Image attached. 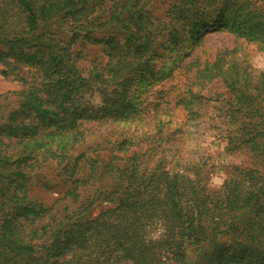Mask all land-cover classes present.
Instances as JSON below:
<instances>
[{"label":"trees","instance_id":"1","mask_svg":"<svg viewBox=\"0 0 264 264\" xmlns=\"http://www.w3.org/2000/svg\"><path fill=\"white\" fill-rule=\"evenodd\" d=\"M142 1L0 0L1 74L23 85L0 95L7 114L0 119V264H189L188 249L198 252L196 264H264V72L253 82L236 64L226 72L221 58L203 73L221 79L239 110L256 119L234 137L259 166L235 168L219 192H210L197 179L165 171L162 159L149 170L148 153L130 155L138 140L126 131L104 170L119 200L93 219H78L94 205L79 204L77 191L89 183L75 179L79 163L107 141L92 124L137 118L141 103L132 88L152 71L158 30ZM165 3V19L179 25L169 34L179 42L228 31L264 51V0ZM60 25L75 30L62 48L48 34ZM83 31L88 43L106 47V61L86 76L69 53ZM90 93L102 102L95 105ZM53 163L72 181L66 196L79 208L70 215L28 195L31 175Z\"/></svg>","mask_w":264,"mask_h":264},{"label":"rangeland","instance_id":"2","mask_svg":"<svg viewBox=\"0 0 264 264\" xmlns=\"http://www.w3.org/2000/svg\"><path fill=\"white\" fill-rule=\"evenodd\" d=\"M165 1H142L156 17L154 28L158 30V38L152 71L132 88L133 95L141 103L137 118L128 123H114L106 118L92 124L97 132L95 135L107 141L101 151L87 152V157L79 163L80 170L75 179L82 183L89 181L77 191L79 204L94 201L91 210L81 215L79 220L93 219L108 208H113L119 200L121 193L113 194V179L110 175H104V170L111 155L116 152V141L119 142L126 131L138 140L130 155L148 153L146 160L149 170L162 159L165 161V171L171 174L181 172L197 179L210 192H219L235 168L259 166L255 155L248 148L239 147L234 137L235 134L240 135L239 130L244 124L253 126L251 124L257 122L256 119H249L245 111L239 110L235 94L226 88L221 79L210 81L203 72L206 66L212 67L221 58L219 62L226 72L236 64L243 75L250 76L253 82L257 81L264 72V51L257 42L233 36L228 31H210L200 36L198 39L201 40L196 43L182 36L183 41L179 42L178 36L169 34L170 25L176 29L179 25L165 19ZM74 31L60 25L48 34L53 35L51 39L62 48L73 38ZM85 34L86 31H83L82 37L76 39L69 51L75 66L84 76L94 63L106 61V47L88 43L83 37ZM92 36L97 37L98 34L93 33ZM35 45L38 43L29 44V48ZM9 47L5 48V52H9ZM13 56L14 50L9 58L12 63ZM3 70L4 65L0 63V95L21 91L23 85L19 79L13 75L4 77L1 74ZM86 98H90L95 105L102 102L97 93H90ZM98 115L99 119L103 117L102 113ZM6 116L1 108L0 119ZM229 139H233L231 145ZM90 146L93 144L90 143ZM86 150L82 148L78 154ZM92 162L98 165L94 166ZM113 164L120 165L117 161ZM29 181L28 195L33 201L49 209L55 206L65 215L79 208V204L73 205L71 198L66 196L73 188L72 181L63 176L56 164H50L31 175ZM187 259L189 264H196L198 252L188 249Z\"/></svg>","mask_w":264,"mask_h":264}]
</instances>
